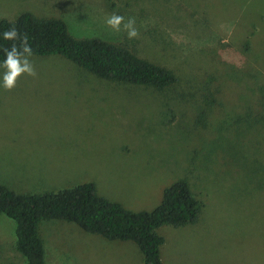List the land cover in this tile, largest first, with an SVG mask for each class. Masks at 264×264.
I'll use <instances>...</instances> for the list:
<instances>
[{"label":"rangeland","instance_id":"rangeland-1","mask_svg":"<svg viewBox=\"0 0 264 264\" xmlns=\"http://www.w3.org/2000/svg\"><path fill=\"white\" fill-rule=\"evenodd\" d=\"M24 13L62 20L76 40L121 42L177 81L158 91L32 55L37 77H22L0 104V185L32 195L93 183L99 197L151 212L186 180L200 211L192 224L154 230L161 262L264 264V126L229 96L264 87V0H0V20ZM113 13L134 18L139 38L112 31ZM219 55L236 66L237 83L222 63L220 77L211 69ZM50 82L67 83L71 98L55 87L49 103ZM15 228L0 215V264H26ZM38 233L45 264H143L135 243L73 223L44 220Z\"/></svg>","mask_w":264,"mask_h":264},{"label":"trees","instance_id":"trees-1","mask_svg":"<svg viewBox=\"0 0 264 264\" xmlns=\"http://www.w3.org/2000/svg\"><path fill=\"white\" fill-rule=\"evenodd\" d=\"M10 27L27 34L32 55L62 56L101 80L151 87L158 91L177 81L171 70L141 57L121 42L100 38L76 40L68 34L62 20L36 19L28 13L21 14L13 22L0 20V62L5 58L3 49L11 47L12 42L5 41L2 36ZM216 62L210 67L214 70L218 67V77L222 73L219 63H222L227 73L232 74L230 79L238 82L235 65L224 64L220 55ZM262 89L264 87L259 86L256 93V88L251 87L242 93L234 92L235 97L229 95L241 105L244 119H254L253 124L258 127L264 126ZM208 99L214 103V98ZM255 102L259 103L256 110L253 107ZM223 162L222 168L228 169V163ZM200 206L186 180H178L166 188L161 203L151 212L125 210L119 203L99 197L93 183L38 195L17 194L0 185V215L15 222V247L26 264H45L44 245L38 233L39 223L44 220L73 223L83 231L107 240L131 241L142 253L143 264H163L159 248L164 239L154 230L164 225L179 227L194 223Z\"/></svg>","mask_w":264,"mask_h":264},{"label":"clouds","instance_id":"clouds-1","mask_svg":"<svg viewBox=\"0 0 264 264\" xmlns=\"http://www.w3.org/2000/svg\"><path fill=\"white\" fill-rule=\"evenodd\" d=\"M105 23L114 32H125L128 40L138 39L140 36L134 18L125 21L123 16L113 13L106 18ZM2 36L5 41L12 43L10 48L3 49L5 58L0 62V80L6 91H12L22 77L35 79L38 74L31 59L33 51L27 34L18 31L16 27H10Z\"/></svg>","mask_w":264,"mask_h":264},{"label":"crops","instance_id":"crops-1","mask_svg":"<svg viewBox=\"0 0 264 264\" xmlns=\"http://www.w3.org/2000/svg\"><path fill=\"white\" fill-rule=\"evenodd\" d=\"M34 65L36 64V63H33ZM74 67L75 68H77V65H75L74 64ZM36 68V67H35ZM0 70H2V69H0ZM1 72V71H0ZM24 81H18V83H17V86H16V88L17 87H19L20 86V84H22ZM47 84H49V85H47L46 87H50V89H51V96H50V98H48V102L50 103H56L55 102V96H54V94H55V92L52 90L53 88H55V87H61V91H60V93L61 94H63V96L64 97H69V98H71V96H72V91H71V89L69 88V89H67L66 87H65V85L67 84V83H57V82H50V83H47ZM59 85V86H58ZM46 87H44V88H46ZM16 88L15 89H13L12 91H11V94H15L16 93ZM8 93V91H6L4 88H3V86H2V80H0V104L3 102V100H4V97H5V95ZM51 149H54V148H52V147H50ZM3 186V185H2ZM5 187V186H4ZM7 188V187H6ZM46 192H49V191H46ZM46 192H43V193H46ZM43 193H39V194H43ZM25 195H27V194H25ZM28 195H31V194H28ZM32 195H38V194H32Z\"/></svg>","mask_w":264,"mask_h":264}]
</instances>
